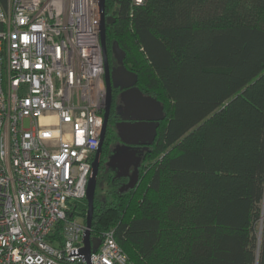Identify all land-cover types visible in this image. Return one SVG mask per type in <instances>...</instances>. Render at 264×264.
I'll use <instances>...</instances> for the list:
<instances>
[{"label": "trees", "instance_id": "trees-1", "mask_svg": "<svg viewBox=\"0 0 264 264\" xmlns=\"http://www.w3.org/2000/svg\"><path fill=\"white\" fill-rule=\"evenodd\" d=\"M106 13L109 60L117 42L166 117L133 189L98 176L92 236L114 230L127 264H264V0H106Z\"/></svg>", "mask_w": 264, "mask_h": 264}, {"label": "built area", "instance_id": "built-area-1", "mask_svg": "<svg viewBox=\"0 0 264 264\" xmlns=\"http://www.w3.org/2000/svg\"><path fill=\"white\" fill-rule=\"evenodd\" d=\"M104 75L99 0L0 4V264H86L74 201L100 143ZM261 206L260 231L264 192ZM99 238L91 264L128 263L114 230Z\"/></svg>", "mask_w": 264, "mask_h": 264}, {"label": "water", "instance_id": "water-1", "mask_svg": "<svg viewBox=\"0 0 264 264\" xmlns=\"http://www.w3.org/2000/svg\"><path fill=\"white\" fill-rule=\"evenodd\" d=\"M99 17L101 43L105 57V84L107 89V99L104 108V122L100 138L99 147L92 162L91 173L87 187V208H86V225L87 230L84 236V246L81 249L86 264H91V254L96 251L100 245L101 239L93 237L91 234L94 201L98 181L99 163L102 153V145L108 131L109 115L113 102V89L121 91L119 98L123 104L126 114L116 123L118 136L122 145L114 149L109 164H118V168H124L126 171L133 165L135 171L130 175V181L119 188L123 193L133 189L139 181V167L144 160L145 154L137 155L132 149V145H142L143 152L153 145L157 136V130L161 121L166 117L162 103L150 94H145L137 85L138 76L135 72L129 70L124 60L126 53L119 47L117 42L113 44V54L117 66L111 67L107 51L106 28L112 23L114 17L106 13V0H99ZM131 150V151H130ZM128 176L126 173H117L115 178Z\"/></svg>", "mask_w": 264, "mask_h": 264}, {"label": "flooded vegetation", "instance_id": "flooded-vegetation-1", "mask_svg": "<svg viewBox=\"0 0 264 264\" xmlns=\"http://www.w3.org/2000/svg\"><path fill=\"white\" fill-rule=\"evenodd\" d=\"M108 16H110V15H108ZM113 22H114V20H113ZM110 66L111 67L117 66V62H115L113 58L110 59ZM104 78H105V75H104ZM120 93H121V91L119 89H113V102H112V107H111V111H110V115H109L108 128L110 126L115 127V133L112 134V132H111L110 135L106 134L105 140H104L102 148H101L102 153H101V158H100V163H99V173H98V176L104 175L106 181H107L109 176L115 177V175L117 173H126V175H128V176H122V177L117 178L118 182L120 184L119 188L123 184L130 181V175H132L133 172L135 171V167L133 165L130 167V169L128 171H126L124 168H121V169L118 168L117 163L109 164L110 158L114 153V149L117 146L122 145V142L118 136L117 129L115 126L116 123L122 119V116L126 114V110H125V108H124V106L121 103L120 98H119ZM152 146L153 145H150L149 148ZM143 147L144 146H142V145H132L131 150L136 152L137 155L142 156L143 154H146L145 153L146 151H148V150H145L143 152ZM145 157H144V160H145ZM144 160L139 167V173H140L142 164L144 163Z\"/></svg>", "mask_w": 264, "mask_h": 264}, {"label": "rangeland", "instance_id": "rangeland-1", "mask_svg": "<svg viewBox=\"0 0 264 264\" xmlns=\"http://www.w3.org/2000/svg\"><path fill=\"white\" fill-rule=\"evenodd\" d=\"M26 127H29V121L26 120ZM74 204L77 205V209H76V214L78 215V220L82 221V215L81 213L83 211H85V209L87 208V200L86 199H82V200H75ZM259 231L260 232V224H259Z\"/></svg>", "mask_w": 264, "mask_h": 264}]
</instances>
